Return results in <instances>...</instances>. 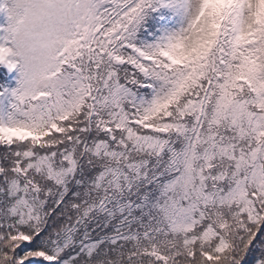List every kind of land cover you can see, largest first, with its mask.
<instances>
[{
  "label": "snow or ice",
  "instance_id": "obj_1",
  "mask_svg": "<svg viewBox=\"0 0 264 264\" xmlns=\"http://www.w3.org/2000/svg\"><path fill=\"white\" fill-rule=\"evenodd\" d=\"M0 15V264H264V0Z\"/></svg>",
  "mask_w": 264,
  "mask_h": 264
},
{
  "label": "trees",
  "instance_id": "obj_2",
  "mask_svg": "<svg viewBox=\"0 0 264 264\" xmlns=\"http://www.w3.org/2000/svg\"><path fill=\"white\" fill-rule=\"evenodd\" d=\"M5 24V20H4V18H3V21H2V25H4ZM12 86H15V80H12Z\"/></svg>",
  "mask_w": 264,
  "mask_h": 264
},
{
  "label": "rangeland",
  "instance_id": "obj_3",
  "mask_svg": "<svg viewBox=\"0 0 264 264\" xmlns=\"http://www.w3.org/2000/svg\"><path fill=\"white\" fill-rule=\"evenodd\" d=\"M2 19V17L0 18V20Z\"/></svg>",
  "mask_w": 264,
  "mask_h": 264
}]
</instances>
